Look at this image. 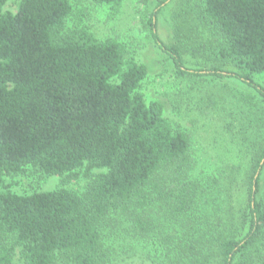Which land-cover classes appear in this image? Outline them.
Masks as SVG:
<instances>
[{
  "label": "trees",
  "instance_id": "obj_1",
  "mask_svg": "<svg viewBox=\"0 0 264 264\" xmlns=\"http://www.w3.org/2000/svg\"><path fill=\"white\" fill-rule=\"evenodd\" d=\"M9 1L0 0V264H264V0H189L171 41L159 19L179 0H139L143 30L192 85L177 99L194 83L237 84L213 93L224 141L206 166L165 105L146 98L148 67L125 42L93 34L80 0H19L15 13ZM87 1L119 11L132 0ZM185 15L201 42L182 35L193 28ZM192 50L204 65L187 64ZM27 168L44 178L85 170L89 183L80 193L11 191L6 177Z\"/></svg>",
  "mask_w": 264,
  "mask_h": 264
},
{
  "label": "rangeland",
  "instance_id": "obj_2",
  "mask_svg": "<svg viewBox=\"0 0 264 264\" xmlns=\"http://www.w3.org/2000/svg\"><path fill=\"white\" fill-rule=\"evenodd\" d=\"M187 1L189 0H179L171 4L161 14L158 30L160 36L165 41L174 39V24L176 23V20L173 18L174 12H181L180 5L186 6ZM195 1L193 0L191 3L194 4ZM18 3L19 0H10L4 10L15 13L18 8ZM79 7L84 10V22L90 27L93 34L100 39L112 37L125 42L131 54L139 62L148 67L149 75L144 84V92L148 101H158L165 105L166 116L174 122L175 126H179L180 129H183L189 135L193 149L199 156V159L201 158V160H198L200 165L206 166L208 163L213 162L218 147L224 141L222 133L219 134L222 132L221 121L218 114L214 111V106L212 107L211 104L212 99H216L213 93H218V91L228 93V90L224 86H229L232 89L235 86L237 87V84L227 81L219 85L208 83L205 86L202 83H194L195 88L190 90V93L185 92L180 94L179 100L175 94L177 89L180 88L185 91L187 88L191 89L192 85L187 86V83L178 78L173 64L151 38L147 36L149 34L143 30V14H147L149 7H146L139 0H132L119 11L94 5L87 0H80ZM184 17L189 22L193 20L188 15ZM194 20L190 24L193 25L192 30H189V28L182 33L185 36L189 33L187 42H201L199 39L200 36L207 37L206 35H202L198 28H195L198 22L197 20L194 22ZM196 56L194 57L192 50L186 56L187 64L199 65L198 63L200 62V65H204L203 61L208 59L197 52ZM208 57L212 59L211 55ZM255 79L264 85V75H258ZM187 82L192 84L191 80H187ZM200 88L203 89L199 91ZM209 95L211 96L210 100H208ZM203 97H206L207 100L200 102V99ZM199 106L204 107L202 110L204 111L203 113L198 109ZM83 171L85 172V170L78 172V177L63 178L53 176L44 178L32 168H27L23 174L6 177V183L11 191L18 194H31L39 191H53L62 188L80 193L86 189L89 183ZM94 173H99V171L95 169Z\"/></svg>",
  "mask_w": 264,
  "mask_h": 264
}]
</instances>
